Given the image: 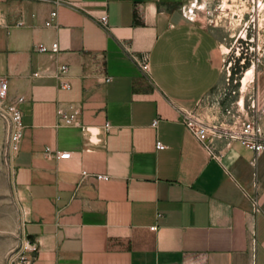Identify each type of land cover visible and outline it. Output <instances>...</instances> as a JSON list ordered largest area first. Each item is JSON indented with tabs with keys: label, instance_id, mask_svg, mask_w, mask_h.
<instances>
[{
	"label": "crops",
	"instance_id": "0c3cea01",
	"mask_svg": "<svg viewBox=\"0 0 264 264\" xmlns=\"http://www.w3.org/2000/svg\"><path fill=\"white\" fill-rule=\"evenodd\" d=\"M193 11L188 0H0V78L9 100L24 97L12 185L32 264H264V150L223 137L212 155L183 122L223 76L225 34ZM53 42L55 53L34 49ZM251 88L243 119L264 133V48ZM58 109L84 128L59 125Z\"/></svg>",
	"mask_w": 264,
	"mask_h": 264
},
{
	"label": "rangeland",
	"instance_id": "374dc122",
	"mask_svg": "<svg viewBox=\"0 0 264 264\" xmlns=\"http://www.w3.org/2000/svg\"><path fill=\"white\" fill-rule=\"evenodd\" d=\"M215 3L216 0H210ZM250 0H248L249 3ZM226 7V26H217L225 34L222 51L226 52L231 64L227 67V62L222 65V81L210 94L206 95L195 107V115L207 120L219 128L237 129L241 119L251 115L252 109L244 105V99L249 100L252 93V81L256 75V69L260 62L255 61L252 65L248 60L244 65L240 64L241 56L237 57V47L244 33L247 37H253L249 44L253 48L251 56L261 53L264 48V8L258 12L256 8L251 11L245 5H227ZM248 11V22L246 12ZM198 15L204 19L203 13L198 11ZM254 21H251V17ZM242 16V19H241ZM205 21V19H204ZM247 23V24H246ZM252 58V57H251ZM252 67V68H251ZM253 70L246 84L243 86L245 72ZM227 70L230 74L227 77ZM228 79V80H227ZM242 103H241V102ZM22 240V210L15 196L12 185V160L7 152V124L0 115V264H10L9 257L16 253L21 247Z\"/></svg>",
	"mask_w": 264,
	"mask_h": 264
},
{
	"label": "built area",
	"instance_id": "2783aa9c",
	"mask_svg": "<svg viewBox=\"0 0 264 264\" xmlns=\"http://www.w3.org/2000/svg\"><path fill=\"white\" fill-rule=\"evenodd\" d=\"M192 6H194V11L190 14V19L192 21H200L207 26L217 27V26H226L224 23L226 22V7L227 5H234L239 4L241 6L245 5L248 8V5L251 7V11H254L256 8L257 12L260 9L264 8V0H216L215 3H212L210 0H188ZM198 11L203 13V18L198 15ZM246 12V21L248 22V11ZM56 12H50V18L45 22L46 26L55 25L54 19L56 18ZM251 17V21H254V17ZM242 19V16H241ZM100 24L104 28H108V19L107 16L104 15L99 20ZM247 24V23H246ZM241 40L238 43L236 56L240 58V64L244 65L245 61L251 62L253 65L254 62L261 63V56L256 53V56H251V52L253 48L249 46V44L253 41V37H247L244 33L240 37ZM34 49L38 52H51L55 53L58 51V44L57 42L51 43L50 46L45 45H38L35 46ZM229 49L226 52H223L222 62H227V67L231 64V59L227 57ZM252 57V58H251ZM255 59V61L253 60ZM140 69L142 72L147 71V63H143L140 65ZM67 71L66 65H60L56 71V77L62 79ZM230 72L227 70V77L229 76ZM33 75H37V73H33ZM228 80V79H227ZM241 81V80H240ZM60 87L62 89H69L70 85L67 81L62 80ZM24 101V97L18 96L14 99H8V83L5 79L0 78V115L5 119L7 124V152L11 160H13L14 155L19 149V143L23 135L24 126L22 125L21 118L22 112L19 107L20 103ZM249 107L254 109V100L253 98H249ZM188 111L183 114V122L186 127L190 130V132L196 137V139L204 146V148L213 155V141L217 138H228L229 140H237L245 147L252 149L256 154L264 150V133L258 126L256 122L255 115L247 118L242 119L238 128L231 130L225 128H219L216 125L208 122L207 120L195 115V112ZM57 115L59 117V125H66V126H78L81 129L84 126L80 123L78 119V113L76 110H71L69 112H63L62 110H57ZM155 125V121L153 122ZM108 127V124H106ZM157 149H161L164 145L160 141H156L155 144ZM44 153L48 157H53L56 159H67L70 157L69 151H53L49 147L44 148ZM252 202L256 207V201L254 198H251ZM152 230L155 229V226L151 227ZM255 240L252 237L250 241V251L254 252ZM35 247L31 243H29L23 233H22V240H21V247L16 252L10 255L9 263L10 264H32L34 259V252Z\"/></svg>",
	"mask_w": 264,
	"mask_h": 264
},
{
	"label": "bare ground",
	"instance_id": "6f19581e",
	"mask_svg": "<svg viewBox=\"0 0 264 264\" xmlns=\"http://www.w3.org/2000/svg\"><path fill=\"white\" fill-rule=\"evenodd\" d=\"M252 68V67H251ZM253 70L252 69H248L245 72V75L243 77V79H241V83L243 84V86L246 84L247 80L249 79L250 75H253ZM241 102V101H240ZM242 103V102H241Z\"/></svg>",
	"mask_w": 264,
	"mask_h": 264
}]
</instances>
